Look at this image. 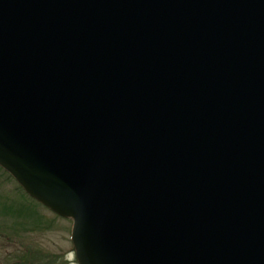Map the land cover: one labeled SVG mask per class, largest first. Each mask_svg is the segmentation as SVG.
Segmentation results:
<instances>
[{
  "label": "water",
  "instance_id": "95a60500",
  "mask_svg": "<svg viewBox=\"0 0 264 264\" xmlns=\"http://www.w3.org/2000/svg\"><path fill=\"white\" fill-rule=\"evenodd\" d=\"M0 166L79 264H264V0H0Z\"/></svg>",
  "mask_w": 264,
  "mask_h": 264
},
{
  "label": "rangeland",
  "instance_id": "374dc122",
  "mask_svg": "<svg viewBox=\"0 0 264 264\" xmlns=\"http://www.w3.org/2000/svg\"><path fill=\"white\" fill-rule=\"evenodd\" d=\"M19 184L0 169V202H26L34 203L24 196ZM38 212L51 220L50 229L20 232L16 234L12 228V218L0 216V264H15L20 251L25 246L41 248L52 255H58V259L65 264H79L75 256L74 244L71 238L72 219L56 217L43 205H35ZM1 207V206H0Z\"/></svg>",
  "mask_w": 264,
  "mask_h": 264
},
{
  "label": "trees",
  "instance_id": "16d2710c",
  "mask_svg": "<svg viewBox=\"0 0 264 264\" xmlns=\"http://www.w3.org/2000/svg\"><path fill=\"white\" fill-rule=\"evenodd\" d=\"M0 169L10 176L1 166ZM19 188L24 192V196L30 198L34 203L27 204L26 202L16 201L4 202L1 204L0 202V216L12 218V224L14 225L10 228H12L16 234L30 230L50 229L53 222L45 216H42L35 206H40L42 204H39L37 200L28 196L21 186H19ZM55 216L61 217L57 214H55ZM25 247L26 248L18 254L15 264H65L62 260L58 259V255H52L37 247Z\"/></svg>",
  "mask_w": 264,
  "mask_h": 264
}]
</instances>
